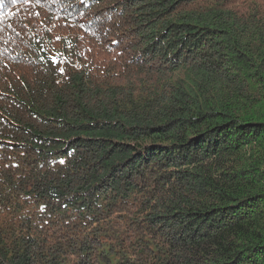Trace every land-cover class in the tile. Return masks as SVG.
Returning <instances> with one entry per match:
<instances>
[{
	"label": "trees",
	"instance_id": "obj_1",
	"mask_svg": "<svg viewBox=\"0 0 264 264\" xmlns=\"http://www.w3.org/2000/svg\"><path fill=\"white\" fill-rule=\"evenodd\" d=\"M0 264H264V0H0Z\"/></svg>",
	"mask_w": 264,
	"mask_h": 264
},
{
	"label": "snow or ice",
	"instance_id": "obj_2",
	"mask_svg": "<svg viewBox=\"0 0 264 264\" xmlns=\"http://www.w3.org/2000/svg\"><path fill=\"white\" fill-rule=\"evenodd\" d=\"M59 39V38H58Z\"/></svg>",
	"mask_w": 264,
	"mask_h": 264
}]
</instances>
